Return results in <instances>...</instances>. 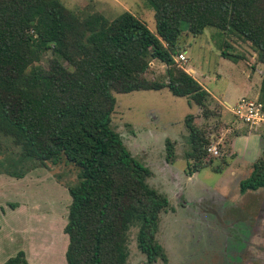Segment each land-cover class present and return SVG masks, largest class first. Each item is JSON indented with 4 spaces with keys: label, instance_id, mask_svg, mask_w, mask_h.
Returning a JSON list of instances; mask_svg holds the SVG:
<instances>
[{
    "label": "trees",
    "instance_id": "obj_1",
    "mask_svg": "<svg viewBox=\"0 0 264 264\" xmlns=\"http://www.w3.org/2000/svg\"><path fill=\"white\" fill-rule=\"evenodd\" d=\"M147 2L154 31L129 11L109 20L99 13L79 15L58 0H0V136L20 151L9 161L0 156V166L9 167L0 173L22 178L50 165L74 173L64 185L70 196L66 264H127L132 227L145 264L167 260L156 235L169 199L149 184L151 170L112 128L114 93L167 88L188 106L205 107L209 93L174 59L184 31L231 32L264 65V0ZM222 56L240 58L227 51ZM151 62L165 66L162 80L145 76ZM260 93L264 101V75ZM185 122L191 146L186 171L192 175L212 165L204 160L210 138L192 123V114ZM262 186L264 156L251 165L240 191ZM2 264L29 263L19 250Z\"/></svg>",
    "mask_w": 264,
    "mask_h": 264
},
{
    "label": "rangeland",
    "instance_id": "obj_2",
    "mask_svg": "<svg viewBox=\"0 0 264 264\" xmlns=\"http://www.w3.org/2000/svg\"><path fill=\"white\" fill-rule=\"evenodd\" d=\"M58 1L79 15L99 13L109 20L129 11L151 31L155 30L154 12L147 0ZM177 46L180 48L178 53H184L186 57V62L177 63L185 69L193 67L195 77L201 82L204 79L215 101L209 100L205 107H190L184 97L173 96L167 88L114 93L116 104L112 128L120 134L130 153L151 170L149 184L169 199V209L161 214L156 235L167 260H157L152 264H242L243 261V264H248L245 261L248 254L264 264V219L251 222L237 220L231 224L225 218L217 222V212L231 204L217 192L230 194L234 187V181L230 180L226 170L228 157L224 154L235 131H249L246 123L229 111L226 104H235L236 95L249 80L246 74L254 73L255 64L262 63L256 61V52L248 42L214 27L205 28L197 36L184 31ZM223 51L235 53L240 58L223 57ZM164 74L163 64L151 62L145 76L162 80ZM254 97L252 95L250 99L254 100ZM260 98L263 99L262 96ZM189 114H192V123L208 134L209 145L218 149V155L207 151L204 160L211 159L212 165L199 169L192 178L186 171L187 163L191 162L187 155L191 146L185 122ZM10 139L0 136L2 161L19 156V148ZM168 153H171L170 157H167ZM215 166L220 167L219 171L212 170ZM6 168L9 167L5 164L0 166V170ZM74 177V173L64 165L37 167L28 171L23 180L12 187V183L6 185L5 190L0 191L1 206L6 196L12 193L14 198L16 193L19 198L18 192L22 190L21 204L12 201L5 205L15 209L19 204L21 208L6 213L8 231L7 237L2 238L6 243L4 256H13L16 251L9 252L15 246L18 250L24 247L28 251L23 250L29 264H66L64 246L68 238L63 228L70 196L64 185L74 181ZM245 200H240L244 203L236 208L237 211L241 209L236 217L252 214L251 207H258L254 198ZM136 233L137 228L132 227L127 264H145V256L136 245ZM47 241L51 243L46 246Z\"/></svg>",
    "mask_w": 264,
    "mask_h": 264
},
{
    "label": "crops",
    "instance_id": "obj_3",
    "mask_svg": "<svg viewBox=\"0 0 264 264\" xmlns=\"http://www.w3.org/2000/svg\"><path fill=\"white\" fill-rule=\"evenodd\" d=\"M257 61V60H256ZM259 63V62H258ZM257 68V69H256ZM186 71L191 72L192 76L199 81L198 78L195 77V73L196 70L193 67H189L188 69H185ZM254 73L251 74H246V76L248 77V81L245 82V84L241 87V90L239 91L240 93H238L235 97V104L241 99V98H250V96L254 95L255 99H260V101H262L264 103V101L260 98L261 93H260V85H261V79L262 76L264 75V65H258L255 64V66L253 67ZM204 81V79H203ZM202 81V82H203ZM200 84L207 90V92L210 95V100H214L213 95L210 94L209 89L205 86V83L199 81ZM227 108L230 107V105L226 104ZM245 123V122H244ZM246 128L249 131H235V134L232 136V138L230 139L229 142V148L227 150V152H225L224 155H226L228 157V160L225 161V164L227 165L226 170L229 171V174L231 176L230 180L234 181V187H232V191L230 192V194H226V195H222L219 192H217V194L219 196H221V198L223 199H227L230 201L231 204H228L227 208H224L221 212H217V217L216 215L214 216V218L217 219V222L220 220H224L225 218L231 222V224H234L233 222H237V220H249V222L253 221V220H263L264 219V186L256 189V190H246L245 192H241L240 191V182L242 180H244L245 178H247L251 172V165L260 157L264 156V122H262L259 125H251V124H247L246 123ZM197 172V171H196ZM196 172H194L192 175H190L189 177L192 178L193 176H195ZM4 177V178H3ZM3 179V180H2ZM24 177L22 178H16L13 176H10L8 174L5 173H0V191L3 189L5 190L6 185H11V187L13 186L14 183H16L19 180H23ZM230 180H228L227 182H230ZM226 182V183H227ZM225 184V183H224ZM225 188H227V184H225ZM10 188V186H9ZM228 189V188H227ZM11 190V188H10ZM255 193V196H252V193ZM19 194V198L18 195H16V193H14V198L12 197L13 194H9L8 196L5 197L4 201L1 203L0 208L3 207V210H0V219H2L0 221V234L3 233L0 236V264H2L6 259H8V256H4V254H6L5 252V247H6V243L5 240L2 239L6 236V232L7 227H6V221H5V216L6 213L8 212H12L14 210L17 211V209L21 208V204L20 203V199L22 198L20 195L22 194V190L20 189V191L18 192ZM251 198H254L257 202H258V207L254 208L251 207L250 212H253L252 214L246 215L244 214L243 217H236V214L239 212V209L237 211V207L241 206L242 203H244L247 200H251ZM240 200H245L244 202L241 203ZM18 202L19 204L15 209L12 208H8L5 205H8L9 202ZM214 207L215 205L212 207V211L214 212ZM241 210V209H240ZM242 214V213H241ZM9 227H11V224H8ZM219 228V227H218ZM230 228V227H229ZM221 232V229H219ZM50 237V235H49ZM9 238V237H8ZM52 238V236H51ZM10 242V240H9ZM51 241H47L46 246L49 244L50 245ZM68 243V241H67ZM67 243L64 246V252L66 250V246ZM25 246V245H23ZM18 248V247H17ZM15 246V249H11L9 253L15 252L17 253V249ZM17 249V250H16ZM23 250L28 252L27 249H25L23 247ZM40 250V249H38ZM37 250V251H38ZM19 251V250H18ZM8 253V254H9ZM15 253V254H16ZM14 254V255H15ZM250 254H248L245 258V261L248 264H260L259 262H257L256 259L250 258L249 257ZM57 258V257H56ZM55 258V259H56ZM31 259V258H29ZM66 261V260H65ZM244 263V261H243ZM242 263V264H243Z\"/></svg>",
    "mask_w": 264,
    "mask_h": 264
},
{
    "label": "built area",
    "instance_id": "obj_4",
    "mask_svg": "<svg viewBox=\"0 0 264 264\" xmlns=\"http://www.w3.org/2000/svg\"><path fill=\"white\" fill-rule=\"evenodd\" d=\"M174 59L178 63L186 62L184 53H178ZM228 109L239 120L247 124L259 125L264 122V103L258 99L253 100L250 98H241L236 104L230 106ZM207 151L211 152L213 155H218V149L215 145H209Z\"/></svg>",
    "mask_w": 264,
    "mask_h": 264
},
{
    "label": "flooded vegetation",
    "instance_id": "obj_5",
    "mask_svg": "<svg viewBox=\"0 0 264 264\" xmlns=\"http://www.w3.org/2000/svg\"><path fill=\"white\" fill-rule=\"evenodd\" d=\"M218 237H219V236H218ZM217 253H218V252H217ZM225 263H228V262H224V264H225Z\"/></svg>",
    "mask_w": 264,
    "mask_h": 264
}]
</instances>
